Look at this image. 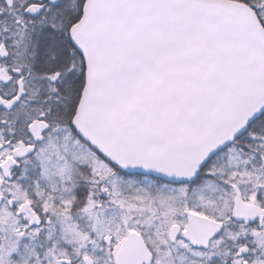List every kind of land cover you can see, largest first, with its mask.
Returning <instances> with one entry per match:
<instances>
[{"label": "snow or ice", "instance_id": "6c2138e0", "mask_svg": "<svg viewBox=\"0 0 264 264\" xmlns=\"http://www.w3.org/2000/svg\"><path fill=\"white\" fill-rule=\"evenodd\" d=\"M0 264H264V0H0Z\"/></svg>", "mask_w": 264, "mask_h": 264}]
</instances>
